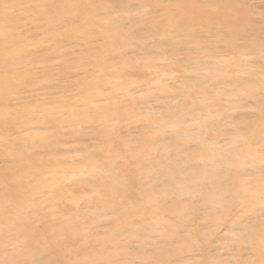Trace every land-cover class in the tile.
<instances>
[{"label":"rangeland","instance_id":"1","mask_svg":"<svg viewBox=\"0 0 264 264\" xmlns=\"http://www.w3.org/2000/svg\"><path fill=\"white\" fill-rule=\"evenodd\" d=\"M54 2L96 10L86 20L69 12L49 33ZM44 7L47 14L38 16ZM194 13V0H0V31L19 37L30 59L21 57L14 65L16 82L0 98V179L8 173L26 178L21 186L25 200L35 197L27 205L37 204L42 216L27 223L41 235L65 230L50 235L62 241L70 262L99 253L98 264H159L156 252H148L154 258L149 263L140 258L141 242L149 240L169 243L171 253L161 264L254 261L247 243L229 238L240 234L232 230L236 226L229 215L211 225L204 200L207 180L189 182L188 191L176 197L133 182L132 173L144 168L137 157L155 151L158 140L170 148L187 147L188 154L196 151L194 134L202 122L194 120L193 57L207 59L214 42L205 29L194 30ZM179 21L186 33L179 31ZM105 31L114 35L104 37ZM194 35L205 48L201 53ZM11 45L19 46L14 41ZM216 49L222 52L223 43ZM96 109L108 117L106 127L94 116ZM242 112L237 107L228 113ZM184 131L192 136L180 135ZM22 150L23 165L15 169V156ZM165 153L170 162L173 152ZM40 183L42 189L33 192ZM12 189L0 192L13 208L10 215ZM146 204L153 212L138 214ZM71 221L77 222L75 235L67 228ZM13 244L23 250L20 241ZM11 248H3L0 257Z\"/></svg>","mask_w":264,"mask_h":264},{"label":"bare ground","instance_id":"2","mask_svg":"<svg viewBox=\"0 0 264 264\" xmlns=\"http://www.w3.org/2000/svg\"><path fill=\"white\" fill-rule=\"evenodd\" d=\"M88 1L85 0L86 4ZM50 5L52 19L49 20V33L55 32L58 23H62L69 12L86 20L89 12L96 10L92 5L88 9L84 8L86 11L63 2ZM194 10V30L201 32L205 29L214 42L209 45L212 53L209 52L207 59L193 57L197 98L194 103L197 116L194 120L202 122L194 134L196 151L188 154L187 147L179 145L170 148L164 140H158L155 151L147 150L137 157L141 159L138 163L144 168L132 173L133 182L136 181L138 185L141 183L144 189H163L162 195L165 193V197H176L188 191L189 182L199 184L207 180V196L204 200L209 204L207 208L212 216L211 225L220 224L222 217L229 215L230 222L236 226L232 230L240 233L229 238L247 243L245 248L254 258V261L240 264H264V213H259L264 210V0H194ZM46 14L45 7L38 9V16ZM179 27V31L186 33L180 21ZM109 30L112 31L111 28ZM110 31H105L103 36L111 38L114 34ZM70 33L75 35L79 32ZM193 38L196 52H203L205 48L201 40L196 39L195 35ZM240 40L244 42L240 43ZM13 41L19 46L13 48ZM218 43H223L222 52L216 49ZM22 44L19 37L15 39L12 33L0 31L2 99L9 95L10 87L16 82L18 72L14 65L20 62L21 57L29 59ZM6 52L14 54L8 56ZM94 58L99 62V56L95 55ZM236 102L240 103L236 105ZM237 107L243 110L239 116L228 113ZM103 112V109H96L94 116H100ZM100 117L106 127L108 117ZM206 130L211 132L208 138L205 137ZM190 132L184 131L180 135L191 137ZM168 150L173 152L170 162L164 160L165 151ZM21 152L15 156V169H21L23 165L24 151ZM143 159L148 160L143 164ZM25 182V177L15 173H8L5 179H0V192L14 188L12 192L15 193L8 199L14 203L12 215L10 211L13 208L0 196V226H8L6 230L0 227V251L12 246L7 256L0 257V264H98L99 253H87L86 259L77 258L73 262L68 260L62 241L51 237L55 231L61 233L65 230L55 229L52 233L41 235L33 225L27 223L28 218L35 216L36 220H42V216L38 215L37 204L27 205L28 202L34 203L35 197L25 200L21 189ZM113 186L118 188L119 183ZM42 187L43 183H40L32 191L38 193ZM244 204L247 206L242 209V213L237 214L238 208ZM150 212L153 211L146 204L138 214ZM251 220L254 223L251 224ZM76 223L71 221L67 227L73 235L76 234ZM44 235L53 239L43 240L46 237ZM41 238L44 245L39 244ZM14 241H20L23 250L17 248ZM100 242L103 244V241ZM223 248L230 250L229 245ZM170 249L167 242L143 241L140 258L144 263H149L154 258L148 252H156L155 261L161 264L166 255L171 253ZM19 250L22 252H17Z\"/></svg>","mask_w":264,"mask_h":264}]
</instances>
